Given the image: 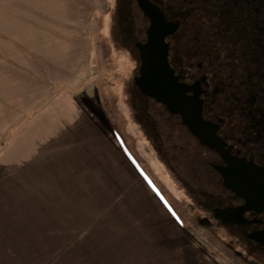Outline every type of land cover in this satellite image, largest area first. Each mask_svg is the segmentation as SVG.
<instances>
[{
    "label": "rangeland",
    "instance_id": "obj_1",
    "mask_svg": "<svg viewBox=\"0 0 264 264\" xmlns=\"http://www.w3.org/2000/svg\"><path fill=\"white\" fill-rule=\"evenodd\" d=\"M112 2L0 0V101L5 97L22 106L20 100L34 95L33 86L38 99L8 132L63 92L71 94L92 117H103L123 142L163 199L170 220L166 230L131 227L129 212L101 204L86 223L87 235L63 245H53L45 235L41 244L35 236L23 237L25 245L12 246V264H252L187 213L183 191L166 169V114L133 82L129 40L110 33Z\"/></svg>",
    "mask_w": 264,
    "mask_h": 264
},
{
    "label": "flooded vegetation",
    "instance_id": "obj_2",
    "mask_svg": "<svg viewBox=\"0 0 264 264\" xmlns=\"http://www.w3.org/2000/svg\"><path fill=\"white\" fill-rule=\"evenodd\" d=\"M146 2L173 27L163 39L166 62L201 116L200 138L143 94L166 114V169L187 213L243 259L264 264V0ZM111 8L110 33L129 40L134 78L150 17L139 0H113Z\"/></svg>",
    "mask_w": 264,
    "mask_h": 264
},
{
    "label": "crops",
    "instance_id": "obj_3",
    "mask_svg": "<svg viewBox=\"0 0 264 264\" xmlns=\"http://www.w3.org/2000/svg\"><path fill=\"white\" fill-rule=\"evenodd\" d=\"M30 91L22 106L0 101L10 109H0V264H12V246L23 237L41 244L45 235L63 245L87 235L86 223L101 204L129 212L128 226L166 230L161 196L104 118L92 117L71 94L63 92L8 132L38 102L36 88Z\"/></svg>",
    "mask_w": 264,
    "mask_h": 264
},
{
    "label": "water",
    "instance_id": "obj_4",
    "mask_svg": "<svg viewBox=\"0 0 264 264\" xmlns=\"http://www.w3.org/2000/svg\"><path fill=\"white\" fill-rule=\"evenodd\" d=\"M139 2L151 23L146 32V41L136 44L140 66L139 74L133 78L134 84L142 94L164 104L170 112L179 114L188 130L201 138L199 108L193 104L194 98L184 95L183 87L177 83L166 62L167 48L163 39L173 27L165 24L162 14L148 5L146 0Z\"/></svg>",
    "mask_w": 264,
    "mask_h": 264
}]
</instances>
